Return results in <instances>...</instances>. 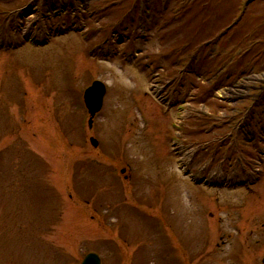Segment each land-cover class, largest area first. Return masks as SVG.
Returning <instances> with one entry per match:
<instances>
[{
    "label": "rangeland",
    "instance_id": "obj_1",
    "mask_svg": "<svg viewBox=\"0 0 264 264\" xmlns=\"http://www.w3.org/2000/svg\"><path fill=\"white\" fill-rule=\"evenodd\" d=\"M88 251L264 264V0H0V264Z\"/></svg>",
    "mask_w": 264,
    "mask_h": 264
},
{
    "label": "water",
    "instance_id": "obj_2",
    "mask_svg": "<svg viewBox=\"0 0 264 264\" xmlns=\"http://www.w3.org/2000/svg\"><path fill=\"white\" fill-rule=\"evenodd\" d=\"M105 94V87L99 81H93L89 87L84 91L83 98L87 109L91 116L100 110L103 96ZM91 119H89V124ZM90 142L93 146L97 145V142L90 138ZM81 264H99V259L95 254H87Z\"/></svg>",
    "mask_w": 264,
    "mask_h": 264
},
{
    "label": "bare ground",
    "instance_id": "obj_3",
    "mask_svg": "<svg viewBox=\"0 0 264 264\" xmlns=\"http://www.w3.org/2000/svg\"><path fill=\"white\" fill-rule=\"evenodd\" d=\"M120 76V75H119Z\"/></svg>",
    "mask_w": 264,
    "mask_h": 264
}]
</instances>
